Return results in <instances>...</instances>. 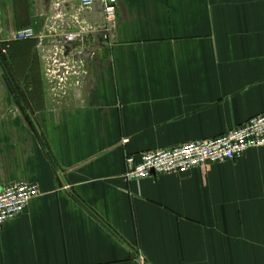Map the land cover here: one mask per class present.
<instances>
[{"label": "crops", "instance_id": "1", "mask_svg": "<svg viewBox=\"0 0 264 264\" xmlns=\"http://www.w3.org/2000/svg\"><path fill=\"white\" fill-rule=\"evenodd\" d=\"M117 8L109 27L101 1L0 0L12 88L0 73V187L41 191L0 225V264H264V147L125 176L127 155L215 138L264 113V0ZM68 19L90 31L64 41ZM27 27L36 38H14Z\"/></svg>", "mask_w": 264, "mask_h": 264}, {"label": "built area", "instance_id": "2", "mask_svg": "<svg viewBox=\"0 0 264 264\" xmlns=\"http://www.w3.org/2000/svg\"><path fill=\"white\" fill-rule=\"evenodd\" d=\"M96 1L103 3L104 20L106 25L111 27L117 19L118 0H81V4L85 8H91ZM66 25L68 27L66 26L67 28L60 33L66 42L76 40L90 31L89 26L78 19L73 21L68 19ZM36 37L37 33L32 27L17 29L14 34L17 40H31ZM68 63L63 64L66 70L69 69ZM59 71L49 70L52 81H57L58 86L68 80L65 74L59 76L57 74ZM260 147H264V113L251 117L245 123L215 138L144 151L138 155H127L125 176L129 181L140 182L154 174H174L195 168L205 169L214 163L237 160L248 149ZM40 195L39 186L26 181L0 187V225L23 215L29 203Z\"/></svg>", "mask_w": 264, "mask_h": 264}, {"label": "water", "instance_id": "3", "mask_svg": "<svg viewBox=\"0 0 264 264\" xmlns=\"http://www.w3.org/2000/svg\"><path fill=\"white\" fill-rule=\"evenodd\" d=\"M107 28V27H106ZM106 28L104 29V30H106ZM105 32V31H104ZM71 45V44H70ZM74 45V44H73ZM2 51H3V48H2V46H1V44H0V53H2ZM4 55H2V58L4 59ZM0 73H1V75H2V78L5 80V82H6V84L8 85V87H9V89L11 90L12 88H11V85H10V81H9V78H8V76H7V74L5 73V71H4V69H3V67H2V65H1V62H0Z\"/></svg>", "mask_w": 264, "mask_h": 264}]
</instances>
